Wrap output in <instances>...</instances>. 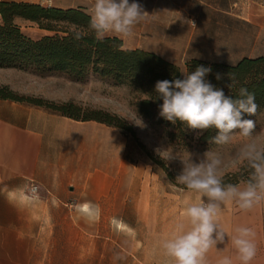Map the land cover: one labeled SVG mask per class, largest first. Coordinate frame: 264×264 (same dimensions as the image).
I'll use <instances>...</instances> for the list:
<instances>
[{
    "label": "rangeland",
    "instance_id": "1",
    "mask_svg": "<svg viewBox=\"0 0 264 264\" xmlns=\"http://www.w3.org/2000/svg\"><path fill=\"white\" fill-rule=\"evenodd\" d=\"M94 2L83 0L77 8L91 15ZM136 2L148 13L134 26L140 31L141 50L163 51L159 56L177 65L183 75L195 59L236 65L244 58L264 56V0ZM54 7L58 8L56 3ZM16 24L36 41L49 34L22 19ZM107 36L119 38L114 33ZM20 76L11 78L13 85L8 87L19 98L56 105L74 103L87 113L103 111L124 120L135 134L120 130L126 146L125 214H102L99 210L105 209L91 208L90 204L39 217L31 264H174L162 247L167 240L165 205L168 195L173 194L177 206L182 194L191 191L176 181L184 163L218 158L223 183L247 184L252 181L254 169L243 157L242 149L253 143L264 149V114L254 121V131L248 137L236 132L226 143L187 148L172 143L165 129L137 115L133 105L137 96L127 86L105 80L92 70L81 80L67 74L34 71ZM149 180L157 187L158 206L140 213L146 195L139 186ZM178 224L175 220V229Z\"/></svg>",
    "mask_w": 264,
    "mask_h": 264
},
{
    "label": "crops",
    "instance_id": "2",
    "mask_svg": "<svg viewBox=\"0 0 264 264\" xmlns=\"http://www.w3.org/2000/svg\"><path fill=\"white\" fill-rule=\"evenodd\" d=\"M82 1L55 0L54 4L68 9L81 7ZM2 2L41 4V0ZM132 32L119 38L127 50L141 49L140 31L134 27ZM144 51L163 54L160 50ZM22 73L0 69V89L12 87L11 78ZM125 147V136L116 128L0 99V264H31L39 217L44 219L48 214L64 213L67 207L90 204L91 208L105 209L99 210L102 214H125ZM33 185L39 187L38 195L30 193ZM238 186L243 190L247 184ZM139 188L146 195L140 213L150 212L158 206L157 187L149 180ZM198 196L194 191L184 192L177 206L173 194L167 196L166 239L174 233L175 220L183 223L185 230L190 228L181 213L187 204L197 202ZM217 224L224 231L225 240L207 251L205 264H219L224 257L241 264L231 242L237 227L254 231L256 255L250 264H264V200L249 210L240 209L234 200L222 203ZM170 261L174 263L173 259Z\"/></svg>",
    "mask_w": 264,
    "mask_h": 264
},
{
    "label": "trees",
    "instance_id": "3",
    "mask_svg": "<svg viewBox=\"0 0 264 264\" xmlns=\"http://www.w3.org/2000/svg\"><path fill=\"white\" fill-rule=\"evenodd\" d=\"M0 9V69L67 74L74 80H81L92 70L103 79L127 86L134 92L137 101L133 105L137 115L165 129L172 143L187 148L221 144L211 139L217 135L214 128L204 131L197 138V132L186 124L180 121L173 124L160 116L162 99L155 91L156 82L184 78L174 63L141 49L127 50L123 40L118 37L106 36L103 42L97 41L89 27L91 15L83 8L63 9L54 5L46 7L26 2H2ZM17 19L36 24L49 34L40 40H33L16 24ZM76 32L84 34L81 39L75 38ZM201 65L211 68L205 80L215 88L222 89L225 96L236 99L241 87H246L255 95V102L259 106L257 113L255 116L245 114V119L255 121L264 114V56L244 58L236 65L195 59L188 64V74ZM217 75L220 79H217ZM230 84L231 88L228 87ZM0 99L29 103L76 121H94L135 135L133 128L119 117L103 111L83 112L74 103L56 105L44 100H25L8 87L0 89Z\"/></svg>",
    "mask_w": 264,
    "mask_h": 264
},
{
    "label": "clouds",
    "instance_id": "4",
    "mask_svg": "<svg viewBox=\"0 0 264 264\" xmlns=\"http://www.w3.org/2000/svg\"><path fill=\"white\" fill-rule=\"evenodd\" d=\"M147 15L136 0H95L89 27L97 41L103 42L108 34L131 35L134 26ZM83 35L76 32L75 38L81 39ZM210 72V67L201 65L191 74L185 73L183 79L157 81L155 91L162 99L160 116L173 124L177 121L186 124L197 132V138L214 128L217 135L211 139L216 143L228 142L237 129L242 136L248 137L255 128V122L245 119L244 115H256L259 106L255 95L241 87L236 99L225 96L222 89L205 80ZM217 79H220L219 75ZM231 86L228 85L229 88ZM242 155L254 169L252 181L243 190L238 185L223 183L218 158L184 163L176 181L199 196L197 202L187 204L181 213L189 221L190 228L185 230L183 223L178 224L172 237L162 244L174 264H205L207 251L224 242L225 233L217 224L222 203L234 200L240 209L249 210L264 200V149L254 143L248 144L242 149ZM235 232L231 242L239 261L250 264L256 255L255 233L249 227H237ZM219 264H233V261L224 257Z\"/></svg>",
    "mask_w": 264,
    "mask_h": 264
},
{
    "label": "built area",
    "instance_id": "5",
    "mask_svg": "<svg viewBox=\"0 0 264 264\" xmlns=\"http://www.w3.org/2000/svg\"><path fill=\"white\" fill-rule=\"evenodd\" d=\"M55 0H41V5L46 7H52L54 5ZM2 3V0H0V4ZM0 16H1V9H0ZM39 187L37 185H33L30 189V193L33 195L39 194Z\"/></svg>",
    "mask_w": 264,
    "mask_h": 264
}]
</instances>
